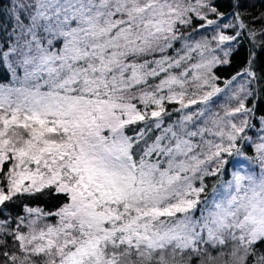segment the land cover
<instances>
[{
    "label": "snow or ice",
    "instance_id": "6c2138e0",
    "mask_svg": "<svg viewBox=\"0 0 264 264\" xmlns=\"http://www.w3.org/2000/svg\"><path fill=\"white\" fill-rule=\"evenodd\" d=\"M7 10L0 212L21 197L64 199L55 211L25 204L15 221L0 219V264H264L254 251L264 243V135L246 134L244 102L256 75L246 67L218 86L212 69L229 61L195 39L217 25L216 7L11 0ZM235 19L223 27L246 28Z\"/></svg>",
    "mask_w": 264,
    "mask_h": 264
},
{
    "label": "trees",
    "instance_id": "16d2710c",
    "mask_svg": "<svg viewBox=\"0 0 264 264\" xmlns=\"http://www.w3.org/2000/svg\"><path fill=\"white\" fill-rule=\"evenodd\" d=\"M206 2L216 7L217 12L222 14L217 16L215 13L208 12V18L216 20L219 28H217V25H212L207 30L200 29L199 34L195 35V39L206 38L210 42L209 46L214 50L211 55L229 61L227 64H216L212 69V72L219 77L218 86L223 88L225 80H231L233 76H236L238 72H242L246 67H250L256 75V79L252 80L249 85L250 95H247L244 101L246 107L252 109L251 127L246 129V134L255 141L260 135H264V131H261L260 123L261 117H264V0H206ZM9 7H11V0H3V4H0V35H7L8 32H11L14 25V21L7 10ZM237 13H239L246 28L240 29L238 26L235 29L224 28V24H239L240 21L235 19ZM199 23L200 21L196 20L186 31L192 32L193 28H198ZM218 31H222L223 34L229 36H236V32L239 31L240 35L236 36L233 41L219 44L218 40L212 39L213 36L217 35ZM251 32L257 33L255 40L250 36ZM2 43L3 41H0V44ZM176 47H179V44ZM225 52H228L227 56H225ZM250 59L252 60L251 65H249ZM4 77L5 69L0 68V82H6ZM7 78L10 79V76ZM249 79L251 78L247 76L238 77L233 83L232 89L235 90L241 83ZM225 102L226 97L221 96L214 110L221 111L220 105ZM231 103L235 106L237 102L232 101ZM168 111H171V106L168 107ZM221 114H223L222 111ZM177 116L178 114L174 115L173 119H176ZM168 122L170 121L165 118V126ZM244 146V144H241V147ZM246 154H254L251 147H248ZM208 183L209 188H211L213 181L209 179ZM63 199V196L55 194H45L39 197H21L19 201L14 200L9 203L8 208L0 212V219L15 221L18 215H25L23 212L25 204L30 207L39 206L46 211H55ZM12 227H15V223L12 224ZM254 251L257 256L264 254V243L257 242ZM254 261L255 256L250 257L248 264H253Z\"/></svg>",
    "mask_w": 264,
    "mask_h": 264
},
{
    "label": "rangeland",
    "instance_id": "374dc122",
    "mask_svg": "<svg viewBox=\"0 0 264 264\" xmlns=\"http://www.w3.org/2000/svg\"><path fill=\"white\" fill-rule=\"evenodd\" d=\"M53 222H54V221H53ZM228 251H230V249H228ZM212 254H213V255H217V252H216V251H213ZM225 258H226V257H221V258H219L217 264H224V259H225Z\"/></svg>",
    "mask_w": 264,
    "mask_h": 264
}]
</instances>
